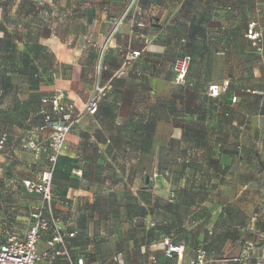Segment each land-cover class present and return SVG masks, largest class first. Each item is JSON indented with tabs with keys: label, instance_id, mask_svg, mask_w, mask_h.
Listing matches in <instances>:
<instances>
[{
	"label": "crops",
	"instance_id": "obj_1",
	"mask_svg": "<svg viewBox=\"0 0 264 264\" xmlns=\"http://www.w3.org/2000/svg\"><path fill=\"white\" fill-rule=\"evenodd\" d=\"M131 2L72 0L76 25L35 38L45 47L33 59L44 80L0 78V131L9 135L0 182L24 191L23 180L53 166L51 151L24 148L50 131L40 130L41 119H16L15 100L31 97L37 111L39 98L62 90L82 111L53 174L71 260L50 255L44 264H117L118 254L125 264H199V251L202 264H264V52L246 38L252 22L264 37V0H137L127 12ZM2 21L0 63L8 68ZM131 52L141 55L127 63ZM183 57L191 61L178 86L174 63ZM96 85L103 94L91 115L84 108ZM212 85L224 88L216 98ZM164 168L170 175L145 190V175ZM166 243L179 252L168 256Z\"/></svg>",
	"mask_w": 264,
	"mask_h": 264
},
{
	"label": "built area",
	"instance_id": "obj_2",
	"mask_svg": "<svg viewBox=\"0 0 264 264\" xmlns=\"http://www.w3.org/2000/svg\"><path fill=\"white\" fill-rule=\"evenodd\" d=\"M136 1L137 0H132L127 12H129L130 8L133 7ZM125 15H123L116 22L113 32L100 52L98 64L99 70L103 68V59L109 41L123 22ZM246 38L254 43L258 53H263V35L262 32L258 30L257 22H252L249 25ZM140 55V52H131L126 56L125 61L128 63L131 60L138 58ZM189 64V57L179 58L175 61L174 72L176 76L174 82L176 85H185L186 73ZM138 76H140V74H138ZM223 91V87L219 85H212L209 87V96L216 98ZM102 94L103 89L96 85L85 104L84 112L94 115L98 110V104ZM65 99V92L58 90L55 91L48 99L43 101L45 105L50 107V111L46 113L44 124L40 130L50 131L48 139L44 142H39L34 138H30L25 142L24 148L29 152L40 154L51 151L49 161L53 166L33 179H26L22 181V188L28 194L39 195L42 199V205L32 213V224L25 233L24 237H20L14 233H7L5 238L0 241V264H41V262L50 257V255L65 257L68 260H71L66 241L63 236V230L60 226V220L55 215L53 208V203L55 201L53 194V172L54 164L56 163L63 147L68 143L72 128L78 122L79 114H81L82 111L77 109L75 103L65 101ZM7 139L8 135L6 133L0 135V151L5 148ZM156 179L157 175H153L149 178V182H155ZM171 196H174L173 192L171 193ZM47 232L50 233V239L46 241V249L41 251L39 249V245L43 235ZM69 237H74V234H70ZM58 246L60 249H57ZM166 247V253L168 256L179 252V248L171 245L170 243H166ZM204 258L205 252L199 251L196 258L197 263L202 264L204 262ZM115 260L117 264H125L122 254L116 255ZM77 264L86 263L83 259H79ZM256 264L262 263L259 261Z\"/></svg>",
	"mask_w": 264,
	"mask_h": 264
},
{
	"label": "rangeland",
	"instance_id": "obj_3",
	"mask_svg": "<svg viewBox=\"0 0 264 264\" xmlns=\"http://www.w3.org/2000/svg\"><path fill=\"white\" fill-rule=\"evenodd\" d=\"M71 3L72 0H0L4 37L9 41L11 50L9 67L1 68L3 63H0V78L18 80L26 76L22 70L26 55L35 60L38 56L43 58L46 55L35 43L37 36L45 32L52 36L63 35L70 30L72 22L76 25L77 22L72 18ZM49 66L52 64L49 63ZM20 90L23 91V87L16 84V97ZM17 99L14 110L16 119L22 121L31 117L39 120L37 113L40 110H34L36 101L31 97L28 100ZM39 205V197L23 191L17 182H0V241L8 232L20 235L27 232L32 224L31 214ZM44 263L45 260L41 262Z\"/></svg>",
	"mask_w": 264,
	"mask_h": 264
},
{
	"label": "trees",
	"instance_id": "obj_4",
	"mask_svg": "<svg viewBox=\"0 0 264 264\" xmlns=\"http://www.w3.org/2000/svg\"><path fill=\"white\" fill-rule=\"evenodd\" d=\"M258 23V22H257ZM250 25V24H249ZM249 25L247 26V29H249ZM259 25V24H258ZM258 30H260V28H258ZM264 39V37H263ZM39 48L40 49H45L44 46L40 45L39 44ZM263 52H264V43H263ZM190 58V57H189ZM104 61V59H103ZM191 61V59H190ZM23 65H22V70L24 71V73L26 74V76L29 77V79H32L34 82H41L44 80V74L43 72L40 71L39 67L37 65H35V63L33 62V58L30 57V55H26V57L24 58L23 60ZM103 65H104V62H103ZM104 69V67L102 68ZM45 73V72H44ZM46 76H48L49 78H51V76H53V71L52 69H48L46 71ZM134 75H138L137 73H134ZM50 96L48 97H41L39 98V104L41 105V109L39 111V113H37L39 116V119H41V124L39 125V127H42L43 124H44V118H45V115L46 113H48L50 111V107L48 105H45L43 103L44 100L48 99ZM45 106H48V109H45ZM3 133H6L8 135V133L6 131H0V135L3 134ZM9 141V135H8V139H7V143ZM7 143H6V146H7ZM5 146V148H6ZM4 148V149H5ZM3 149V150H4ZM2 150V151H3ZM1 152V151H0ZM58 159V158H57ZM57 162V161H56ZM54 174V172H53ZM153 175H157V177H159L160 175L162 176H169L170 175V171L166 168L162 169L161 171H158L157 173H153V174H146L145 175V179H144V186H145V190H150L153 182H149V178ZM149 186V187H148ZM25 191V190H24ZM26 192V191H25ZM8 233H11V232H8ZM70 238V237H69ZM73 238V237H72ZM3 240V239H2ZM1 240V241H2Z\"/></svg>",
	"mask_w": 264,
	"mask_h": 264
}]
</instances>
